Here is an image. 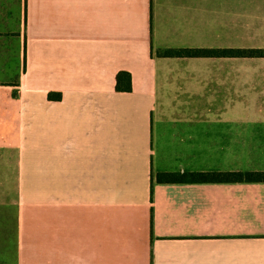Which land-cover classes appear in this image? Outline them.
I'll use <instances>...</instances> for the list:
<instances>
[{
    "label": "crops",
    "instance_id": "crops-1",
    "mask_svg": "<svg viewBox=\"0 0 264 264\" xmlns=\"http://www.w3.org/2000/svg\"><path fill=\"white\" fill-rule=\"evenodd\" d=\"M237 48L264 0H0V264H264V182L156 180L264 171V58L158 55Z\"/></svg>",
    "mask_w": 264,
    "mask_h": 264
},
{
    "label": "trees",
    "instance_id": "trees-1",
    "mask_svg": "<svg viewBox=\"0 0 264 264\" xmlns=\"http://www.w3.org/2000/svg\"><path fill=\"white\" fill-rule=\"evenodd\" d=\"M163 57H238L264 58V48H237V49H167L159 50ZM116 90L118 92L132 91V77L129 72L120 71L116 76ZM50 99L61 98L60 94H49ZM156 180L159 183L183 182H264V171L248 172H195V173H158Z\"/></svg>",
    "mask_w": 264,
    "mask_h": 264
},
{
    "label": "rangeland",
    "instance_id": "rangeland-1",
    "mask_svg": "<svg viewBox=\"0 0 264 264\" xmlns=\"http://www.w3.org/2000/svg\"><path fill=\"white\" fill-rule=\"evenodd\" d=\"M239 68H252L247 64H239Z\"/></svg>",
    "mask_w": 264,
    "mask_h": 264
}]
</instances>
